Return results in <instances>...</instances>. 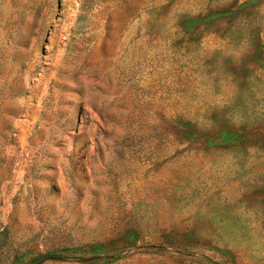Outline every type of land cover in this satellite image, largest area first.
<instances>
[{
    "label": "rangeland",
    "instance_id": "1",
    "mask_svg": "<svg viewBox=\"0 0 264 264\" xmlns=\"http://www.w3.org/2000/svg\"><path fill=\"white\" fill-rule=\"evenodd\" d=\"M264 264V0H0V264Z\"/></svg>",
    "mask_w": 264,
    "mask_h": 264
},
{
    "label": "trees",
    "instance_id": "2",
    "mask_svg": "<svg viewBox=\"0 0 264 264\" xmlns=\"http://www.w3.org/2000/svg\"><path fill=\"white\" fill-rule=\"evenodd\" d=\"M56 258H59V257L51 255V254H39L35 258H33L31 262L27 264H43L45 261L49 259H56Z\"/></svg>",
    "mask_w": 264,
    "mask_h": 264
}]
</instances>
